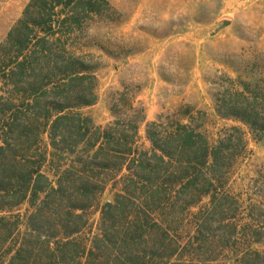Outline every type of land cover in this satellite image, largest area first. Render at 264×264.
<instances>
[{"label": "trees", "instance_id": "1", "mask_svg": "<svg viewBox=\"0 0 264 264\" xmlns=\"http://www.w3.org/2000/svg\"><path fill=\"white\" fill-rule=\"evenodd\" d=\"M121 17L109 0H29L0 45V264H264V213L238 228L224 194L248 147L240 126L212 143L206 113L181 105L147 124L143 148L130 85L106 125L83 112L98 101L91 49L113 54L90 30ZM223 77L216 115L264 141V82Z\"/></svg>", "mask_w": 264, "mask_h": 264}, {"label": "rangeland", "instance_id": "2", "mask_svg": "<svg viewBox=\"0 0 264 264\" xmlns=\"http://www.w3.org/2000/svg\"><path fill=\"white\" fill-rule=\"evenodd\" d=\"M109 1L122 17L116 24L94 25L90 30L113 54L91 49L102 63L95 72L98 101L83 112L106 125L113 120L108 108L112 92L130 85L138 88L134 104L145 114L139 124L138 143L143 148L150 145L147 124L172 115L181 105L206 113L204 130L212 143L230 127L240 126L248 147L224 194L237 207L238 228L249 223L252 207L264 213V141L253 140L240 123L219 118L213 99L223 75L264 82V0ZM28 2L0 0V45ZM1 84L0 96L4 94ZM112 198L108 188L102 202ZM208 204L207 197L193 211L205 210ZM98 218L99 213L90 214L93 228L88 237L97 232ZM252 249L264 256V240ZM218 257L217 264L235 263L236 256L226 252Z\"/></svg>", "mask_w": 264, "mask_h": 264}]
</instances>
